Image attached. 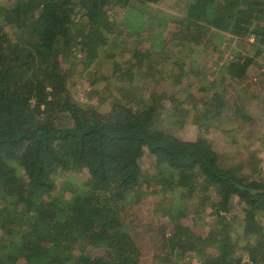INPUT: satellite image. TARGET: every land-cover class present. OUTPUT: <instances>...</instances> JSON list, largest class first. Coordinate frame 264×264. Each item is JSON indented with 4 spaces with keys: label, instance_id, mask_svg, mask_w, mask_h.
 Masks as SVG:
<instances>
[{
    "label": "trees",
    "instance_id": "1",
    "mask_svg": "<svg viewBox=\"0 0 264 264\" xmlns=\"http://www.w3.org/2000/svg\"><path fill=\"white\" fill-rule=\"evenodd\" d=\"M130 1L0 0V264H143L135 230L146 224L158 248L148 253L149 264H195L193 256L200 264H264L260 157L223 164L227 148L219 152L207 137L181 139L165 126L185 99L171 96L170 106L155 92L129 98L134 88L119 81L128 78L124 69L117 65L101 77L92 67L96 49L120 34L113 8ZM189 1L164 41L189 39L193 25L209 30L206 36L229 33L238 46L253 38L264 54V0ZM185 3L178 0L176 7ZM77 27L86 31L72 64L91 68L93 88L86 94L107 97L94 85L101 80L108 81V93H125L106 111L80 104L70 92L73 71L63 69L60 53ZM146 33L124 43H134L129 59L140 68ZM229 58L226 73L248 93L257 57L238 48ZM233 108L237 121L250 119L244 107ZM161 111L167 113L164 125L156 123ZM213 117L206 110L199 123ZM151 155L152 167H144ZM164 192L169 197L154 209L160 205L169 219L139 215V204ZM235 207L242 217L232 213ZM212 247L215 255L208 252Z\"/></svg>",
    "mask_w": 264,
    "mask_h": 264
},
{
    "label": "rangeland",
    "instance_id": "2",
    "mask_svg": "<svg viewBox=\"0 0 264 264\" xmlns=\"http://www.w3.org/2000/svg\"><path fill=\"white\" fill-rule=\"evenodd\" d=\"M177 1L161 0L159 3H146L140 0H131L126 6H115L112 10L113 26L118 27L120 34L110 38L103 49H96L99 51V56L92 67H96L101 77H107L106 75L110 74L117 65V71L121 68L124 69L128 78L119 81L124 82L125 85L131 83L134 88L133 93L126 94L129 98H135L139 93L148 97L155 92L165 95L163 103L164 105L169 103L170 106L169 97L171 96L185 99L180 105L181 111L171 113L172 121L165 123V126L169 127L175 135L185 140L207 137L213 140L219 152L227 148L225 152L228 154L225 156L223 164L228 165L230 162L234 166L238 161L246 159L247 155H254L261 159L258 167L264 168V118L261 117L264 115V54L262 50L258 43L257 45L254 43L256 46L251 44L254 41L253 38L249 39V43L241 44L240 47L236 40H232L229 33L217 34V32L206 36L209 30H203V33L201 29L193 25H190L189 28V39L183 37L180 41H164L166 40L163 36L164 33L169 35L170 31L177 28L178 20L175 16H185L190 9L189 0H179L182 3L186 2L181 4L180 8L176 7ZM186 25L183 26L186 27ZM83 31H86L84 27H77L75 31L71 32V41L68 47L65 45V51L60 53L62 66L65 70L73 71L68 83L72 97L84 106L91 104L106 111L112 106L115 97L123 99L125 93L115 92L116 96L108 93L106 87L108 81L101 80L99 84L94 85L98 86L99 92L108 94L107 97L102 98L98 95L91 99L86 94L93 84L92 75L89 74L91 68L83 65L75 70L72 64V57L75 53L73 49L79 48L78 45L83 39ZM138 32H147L143 39L144 42L146 41V50L142 52L145 57L140 61L143 63L142 68L139 67V63L133 64V61L129 59L130 47L133 49L134 43L124 44L127 41H133L132 38L138 39ZM194 36L199 38H194ZM125 37L128 39L123 42ZM168 37L171 38V36ZM212 44H216L218 48ZM238 48L245 50L255 58L257 57L248 73V83H252L248 93L242 87V83L232 81L231 76L225 70L230 55ZM121 49H123L122 52ZM180 59L181 61L177 62ZM144 61L148 64L145 65ZM150 63L153 64L152 68L149 66ZM179 64L183 65L185 70ZM129 69L130 71L127 72ZM144 70H147V73ZM183 72H189L193 77L190 78L189 74H181ZM144 73L146 74L144 75ZM213 80L216 82L214 83ZM203 88L204 91H202ZM238 98L242 100L237 102ZM217 103L221 105L219 109H216ZM200 104L202 107L198 111L196 108ZM233 107H244L248 111L250 119L245 117L237 121L238 117L235 115ZM206 110H212L214 117L204 118L199 123L201 113L203 114ZM166 114V111H161L156 122L158 125H164ZM154 159L153 155L146 156L144 167H152L151 161ZM245 171L247 170L245 169ZM213 193L211 192L212 197ZM163 197H169V194L164 192L149 196L146 199L148 201L145 200L136 207L137 212L146 220H155V217H160L159 221L161 218L169 219L160 205V209H154V203H160L158 201ZM208 205L207 203L204 206L206 211H210ZM240 212L238 207L232 211L233 214L242 217ZM236 225L238 226L239 223ZM149 228L150 226L146 224L135 230L137 232L135 238L144 252L143 264H149L148 253L158 249L154 246V240L151 239L152 232L149 231ZM208 252L211 255L217 253L213 247L208 249ZM183 258L186 259L187 255H184ZM244 258L245 260L249 259L247 256ZM174 260L176 263L181 261L178 257H174ZM190 260L195 264H200L197 263L196 256L190 257Z\"/></svg>",
    "mask_w": 264,
    "mask_h": 264
},
{
    "label": "water",
    "instance_id": "3",
    "mask_svg": "<svg viewBox=\"0 0 264 264\" xmlns=\"http://www.w3.org/2000/svg\"><path fill=\"white\" fill-rule=\"evenodd\" d=\"M253 192H255L254 190H252Z\"/></svg>",
    "mask_w": 264,
    "mask_h": 264
}]
</instances>
